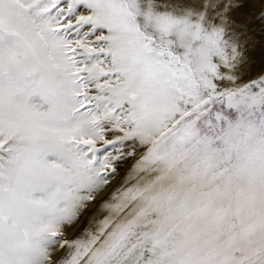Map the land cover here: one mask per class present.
Here are the masks:
<instances>
[{
  "label": "snow or ice",
  "instance_id": "1",
  "mask_svg": "<svg viewBox=\"0 0 264 264\" xmlns=\"http://www.w3.org/2000/svg\"><path fill=\"white\" fill-rule=\"evenodd\" d=\"M0 264H264V0H0Z\"/></svg>",
  "mask_w": 264,
  "mask_h": 264
}]
</instances>
